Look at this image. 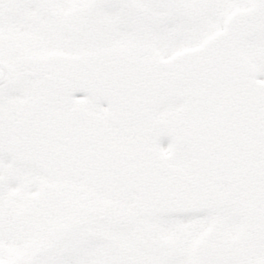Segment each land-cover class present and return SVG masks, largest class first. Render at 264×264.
<instances>
[{
	"label": "snow or ice",
	"instance_id": "obj_1",
	"mask_svg": "<svg viewBox=\"0 0 264 264\" xmlns=\"http://www.w3.org/2000/svg\"><path fill=\"white\" fill-rule=\"evenodd\" d=\"M0 264H264V0H0Z\"/></svg>",
	"mask_w": 264,
	"mask_h": 264
}]
</instances>
